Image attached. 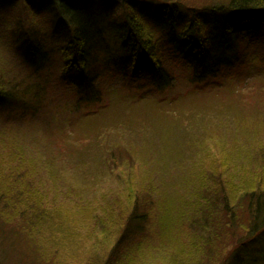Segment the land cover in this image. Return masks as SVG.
Wrapping results in <instances>:
<instances>
[{
  "label": "trees",
  "instance_id": "obj_1",
  "mask_svg": "<svg viewBox=\"0 0 264 264\" xmlns=\"http://www.w3.org/2000/svg\"><path fill=\"white\" fill-rule=\"evenodd\" d=\"M0 46L11 49L6 64L0 57V264H157L167 247L169 264H264V183L245 192V209L238 206L208 148L183 180L197 190L192 203L159 200L157 172L150 183L143 175L128 180L100 213L93 201L78 213L50 206L44 172L52 158L31 169L42 156L34 158L15 130L49 106L53 79L90 116L103 102L104 76L161 93L181 68L190 84L207 85L252 52L264 72V0H0ZM142 151L131 158L144 161ZM187 221L195 233L172 235L178 224L185 233Z\"/></svg>",
  "mask_w": 264,
  "mask_h": 264
},
{
  "label": "rangeland",
  "instance_id": "obj_2",
  "mask_svg": "<svg viewBox=\"0 0 264 264\" xmlns=\"http://www.w3.org/2000/svg\"><path fill=\"white\" fill-rule=\"evenodd\" d=\"M0 48L1 61L6 64L4 57L11 49ZM257 53L252 52L245 62L210 79L207 85L190 84L187 71L184 74L181 68L178 81L161 93L136 88L138 81L104 76L100 80L103 102L91 105L99 111L90 116L76 109L70 87L51 80L47 90L50 104L42 115L15 125L33 157L42 156V160H32L31 169L52 158L48 162L52 170L44 172V179H50L46 187L50 206L66 205L64 209L78 212L76 208L93 201L100 213L117 193L126 191L128 180L140 182L143 175L150 183L149 175L157 172L162 174L157 176L160 179L154 177L158 179L155 193L159 200L173 201L178 207L185 200L192 203L197 190L183 180L189 181L191 174L197 173L205 160L200 152L208 148L210 158L219 161L221 178L236 188L238 206L245 209V192L264 183V72L255 60ZM205 137L210 138L206 141ZM106 147L115 148L113 161ZM142 149L144 164L139 162L140 155L135 154L137 160L130 156ZM55 170L61 171V176L55 173L50 177ZM74 188L82 190L73 194ZM226 189L233 191L232 187ZM186 223L185 233L178 224L172 235L195 233L196 228ZM155 228L158 234L160 226ZM170 248L157 256V264H169L164 252Z\"/></svg>",
  "mask_w": 264,
  "mask_h": 264
}]
</instances>
